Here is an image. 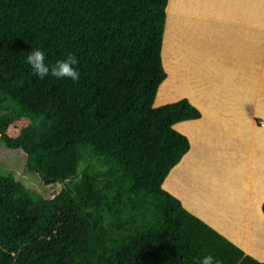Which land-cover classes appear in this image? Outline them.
<instances>
[{"label":"trees","instance_id":"16d2710c","mask_svg":"<svg viewBox=\"0 0 264 264\" xmlns=\"http://www.w3.org/2000/svg\"><path fill=\"white\" fill-rule=\"evenodd\" d=\"M167 1L0 0V139L62 184L43 198L0 174V264H264L161 187L189 149L173 125L201 116L186 98L154 105ZM34 49L75 55L78 79H41Z\"/></svg>","mask_w":264,"mask_h":264},{"label":"crops","instance_id":"0c3cea01","mask_svg":"<svg viewBox=\"0 0 264 264\" xmlns=\"http://www.w3.org/2000/svg\"><path fill=\"white\" fill-rule=\"evenodd\" d=\"M165 9L166 75L154 103L186 98L201 116L173 125L189 149L161 187L264 260V0H168Z\"/></svg>","mask_w":264,"mask_h":264},{"label":"rangeland","instance_id":"374dc122","mask_svg":"<svg viewBox=\"0 0 264 264\" xmlns=\"http://www.w3.org/2000/svg\"><path fill=\"white\" fill-rule=\"evenodd\" d=\"M174 5L173 1H171ZM170 25H167V36L169 34ZM166 39V37H165ZM166 42V41H165ZM157 96V95H156ZM155 96V97H156ZM159 100V95L157 96ZM157 100V101H158ZM155 101V100H154ZM162 104V103H159ZM155 104L154 105H159ZM27 119L19 120L14 127H9L7 133L14 136L18 133L21 126L27 123ZM93 164L97 167V158L95 156H87L84 161L79 162L77 172L80 173L81 169L87 164ZM0 174H10L15 180L21 182L24 187L37 193L43 198H50L56 194L62 184H43L35 173L27 170L25 166V155L20 149L7 148L2 144L0 139Z\"/></svg>","mask_w":264,"mask_h":264},{"label":"clouds","instance_id":"9594fccd","mask_svg":"<svg viewBox=\"0 0 264 264\" xmlns=\"http://www.w3.org/2000/svg\"><path fill=\"white\" fill-rule=\"evenodd\" d=\"M26 62L32 67L34 73L41 79L45 76L55 77L56 79L70 78L73 81L79 77L78 70L74 67L78 63L75 55H68L66 58L49 64L46 62V57L40 49H34L26 57ZM214 257L205 255L199 264H213Z\"/></svg>","mask_w":264,"mask_h":264}]
</instances>
